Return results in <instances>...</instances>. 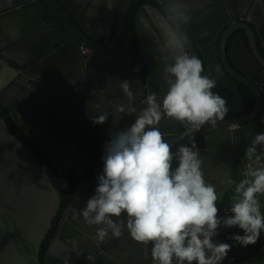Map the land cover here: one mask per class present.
<instances>
[{
	"label": "clouds",
	"instance_id": "1",
	"mask_svg": "<svg viewBox=\"0 0 264 264\" xmlns=\"http://www.w3.org/2000/svg\"><path fill=\"white\" fill-rule=\"evenodd\" d=\"M263 86L264 0H0V117L63 179L38 264H264V167L223 161L264 149ZM73 96L137 118L103 151L57 119Z\"/></svg>",
	"mask_w": 264,
	"mask_h": 264
},
{
	"label": "water",
	"instance_id": "2",
	"mask_svg": "<svg viewBox=\"0 0 264 264\" xmlns=\"http://www.w3.org/2000/svg\"><path fill=\"white\" fill-rule=\"evenodd\" d=\"M261 92L264 101V86ZM219 94L227 104L238 105L235 112L245 105L244 99L233 98L228 91ZM228 141L222 129L216 127L215 145L230 152ZM231 156L223 157L224 175L232 171ZM62 181L30 154L0 117V264H38L37 249L50 216L60 205ZM236 184L230 179L229 188L234 192ZM41 264L50 262L44 257Z\"/></svg>",
	"mask_w": 264,
	"mask_h": 264
},
{
	"label": "bare ground",
	"instance_id": "3",
	"mask_svg": "<svg viewBox=\"0 0 264 264\" xmlns=\"http://www.w3.org/2000/svg\"><path fill=\"white\" fill-rule=\"evenodd\" d=\"M215 92V91H214ZM16 97L22 96L20 90L12 91ZM110 102L96 101L91 97L76 98L71 97L60 102L56 106L57 119L69 126L68 136L73 137H90L92 141L99 143L104 147L111 139L112 134L117 131L126 130L136 120V116L128 113H109L107 120L103 124H94L93 119L101 114V112L109 110ZM248 117H245L247 119ZM244 128V119L236 117V131L241 134ZM202 140L208 143L210 151L213 152L216 142V123H208L201 127L199 131ZM177 166V162L173 163V168ZM100 167L103 170V159H100Z\"/></svg>",
	"mask_w": 264,
	"mask_h": 264
},
{
	"label": "rangeland",
	"instance_id": "4",
	"mask_svg": "<svg viewBox=\"0 0 264 264\" xmlns=\"http://www.w3.org/2000/svg\"><path fill=\"white\" fill-rule=\"evenodd\" d=\"M259 155L261 157L260 161H257L255 157ZM239 162V168L243 170L244 168H247L249 164H251L253 167H263V150H257L256 153L253 154L252 157H248L246 155V158H241L238 160ZM236 177L239 179L242 177V172L239 174L233 173ZM261 212L263 214V209L261 208ZM240 233H243V230L239 229ZM259 241L264 244V233H261V236L259 238Z\"/></svg>",
	"mask_w": 264,
	"mask_h": 264
},
{
	"label": "crops",
	"instance_id": "5",
	"mask_svg": "<svg viewBox=\"0 0 264 264\" xmlns=\"http://www.w3.org/2000/svg\"><path fill=\"white\" fill-rule=\"evenodd\" d=\"M231 159H232V171H231V173L232 174L233 173H236V174L241 173L243 170H241L239 168V162H238L239 159H238L237 155H232Z\"/></svg>",
	"mask_w": 264,
	"mask_h": 264
},
{
	"label": "flooded vegetation",
	"instance_id": "6",
	"mask_svg": "<svg viewBox=\"0 0 264 264\" xmlns=\"http://www.w3.org/2000/svg\"><path fill=\"white\" fill-rule=\"evenodd\" d=\"M227 108L229 109V111H228V115L229 114H233L235 111H233V109L235 108V107H238V105H235V104H232V103H228L227 105ZM257 150H262L261 148L260 149H257ZM249 156L247 155V158H248ZM263 165H264V149H263ZM230 175H232V176H235L234 174H232L231 172H230Z\"/></svg>",
	"mask_w": 264,
	"mask_h": 264
},
{
	"label": "trees",
	"instance_id": "7",
	"mask_svg": "<svg viewBox=\"0 0 264 264\" xmlns=\"http://www.w3.org/2000/svg\"><path fill=\"white\" fill-rule=\"evenodd\" d=\"M258 199L260 200L261 208L263 209V214H264V195H258ZM236 229L239 230L238 226H236Z\"/></svg>",
	"mask_w": 264,
	"mask_h": 264
}]
</instances>
